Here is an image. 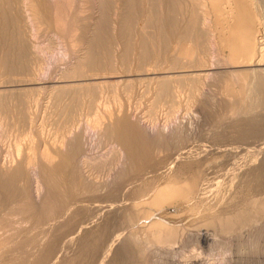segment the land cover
Wrapping results in <instances>:
<instances>
[{"label":"rangeland","instance_id":"374dc122","mask_svg":"<svg viewBox=\"0 0 264 264\" xmlns=\"http://www.w3.org/2000/svg\"><path fill=\"white\" fill-rule=\"evenodd\" d=\"M19 1L30 66L25 72L0 69V93L32 90V100L28 96V122L12 109L0 111V180H10L22 166L16 195L0 184V264H264V0H249L255 59L232 56L223 42L235 0H221L226 20L215 14L213 0H202V27L209 32L198 56L174 51L178 44L170 36L163 54L157 42L156 59L143 65L138 40L155 29L137 12L132 50L124 58L126 45L118 37L128 0ZM141 2L145 13L149 1ZM98 34L108 39L112 56L92 66L86 58ZM15 79L31 82L15 85ZM157 80L172 88V96L156 95L159 102ZM78 84L105 89L93 109L84 95L63 131L52 89ZM119 117L134 142L145 141L140 145L147 149L130 138L142 153H131V143L113 133ZM59 154L72 157L64 176L56 172ZM177 181L184 191L160 200L163 188L173 189Z\"/></svg>","mask_w":264,"mask_h":264},{"label":"bare ground","instance_id":"6f19581e","mask_svg":"<svg viewBox=\"0 0 264 264\" xmlns=\"http://www.w3.org/2000/svg\"><path fill=\"white\" fill-rule=\"evenodd\" d=\"M19 0H0V69H5L7 70L6 72L8 73H11L13 72V70L17 71L16 69H20L19 71H21V69H27V67H29L30 65V60H29V57H28V49H27V44L25 42V38H24V29H23V24H22V17H24L22 14L24 12H20L18 11V8H17V3H18ZM33 1V0H32ZM38 1V0H37ZM106 1V0H105ZM108 1L110 3L111 0H107V3ZM124 1V0H123ZM149 1V8L147 7L148 4L145 6V8L147 7L148 9L145 11V13H143L142 11H140V4L143 2H141V0H128V4H127V12H124L123 14V17H121V24H120V28H121V36L118 37V38H122L124 39V45L125 46V50L127 49V51L125 52V56L124 58L127 57V54H128V57H129V52L130 50H132V48L129 50V44H130V39H131V36L133 34V28H134V24L135 22H137V12H140L141 14H144V15H147L149 19L148 22L150 21V25L151 28H154L155 29V32L150 36L146 34H141V41L138 40L139 42H141V46L139 48H141V52H140V56L138 57L139 59L137 60H140V63H142L141 65L146 64V62H149L148 60L152 58H155L157 57L156 55V52L154 51V48L156 47L155 45H157L156 43L158 42V45H160V48L159 49H162V54H163V49H166L168 48L167 47V44H168V40L171 38L170 36H174L176 38V41L178 44L176 46V50H173L176 51L177 53H180L182 54L183 56L185 55V57H190L193 59V56L194 54L196 55V51H199L198 49L201 48V46H203V40H206L205 39V35H207L206 33H208L207 31L204 30V28L202 27V24L203 23V19H202V16L204 15H201V9L202 8H205V2H203L202 0H147ZM224 1V0H223ZM228 1V0H227ZM226 1V2H227ZM20 2V1H19ZM22 2V1H21ZM20 2V3H21ZM226 2H223V4L225 5ZM235 5H236V10H234V14H233V19L230 20L231 23L228 22L229 25V28H230V35L225 37V40L223 41L232 51V56L234 55H241V54H246L250 57L251 59V54H253L252 51H254V42H253V38H254V35H255V28H254V21H255V15H254V10L252 11L250 5V1L249 0H235ZM106 3V5H107ZM109 3V4H110ZM114 3V2H113ZM143 3H146L143 2ZM148 3V2H147ZM230 3V2H228ZM207 4V3H206ZM209 4V3H208ZM22 5V4H21ZM20 5V6H21ZM37 5V4H36ZM213 5V6H212ZM229 5V4H228ZM231 5V4H230ZM19 6V5H18ZM110 6V5H108ZM211 6L213 7L214 9V12L217 16H219L220 19H224L225 17V20H226V14H227V11L225 10V6L221 5V0H213L212 1V4ZM233 6V5H231ZM230 6V8H231ZM30 7V6H29ZM33 7V6H32ZM125 7V8H126ZM21 8H23L21 6ZM35 8V7H34ZM107 8V6H106ZM207 8V6H206ZM229 8V9H230ZM20 9V8H19ZM33 9V8H32ZM142 9V8H141ZM144 9V8H143ZM232 11H233V7L231 8ZM23 10V9H22ZM29 11V10H28ZM123 11V9H122ZM204 11V9H203ZM22 13V14H21ZM37 13V12H35ZM206 13V12H205ZM210 13V12H208ZM207 13V14H208ZM233 13V12H232ZM231 13V14H232ZM26 14V13H25ZM122 14V13H121ZM185 14L188 16L187 17V20H185ZM230 14V13H229ZM121 16V15H120ZM37 17V16H36ZM182 17H184L183 21L185 22V25L181 26L180 27V21L179 19H181ZM232 17V16H231ZM258 17V16H256ZM107 18V17H106ZM204 18V17H203ZM218 18V17H217ZM218 18V19H219ZM60 19V18H59ZM146 19V20H147ZM228 20V21H229ZM258 20V18L256 19ZM58 21V20H57ZM143 22V21H142ZM109 23V22H108ZM227 24V25H228ZM26 25V24H25ZM107 24H104L102 25L105 26ZM150 25H147L150 27ZM40 26V25H39ZM149 27H146V28H149ZM206 27V26H205ZM104 28V27H103ZM107 28H108V25H107ZM105 29V28H104ZM145 29V28H144ZM136 30V28H135ZM143 30V29H142ZM140 30V31H142ZM153 30V29H152ZM208 30V29H207ZM229 31V30H228ZM98 33L100 31H97ZM111 32V30H110ZM144 32V30H143ZM153 32V31H152ZM136 33V32H134ZM139 33H142V32H138V35ZM104 34V33H103ZM102 34V35H103ZM112 34V33H111ZM137 34V33H136ZM30 35V34H29ZM97 35V34H96ZM107 35V34H106ZM98 36L100 37L101 34H98ZM98 36H95L96 37V40L94 42V39L92 40V47L88 50L89 53H88V57L86 59H88V61L86 60L87 64H91L92 66H95V65H98L100 64V61L103 57V59L105 58H111L112 56V53L110 52V48H112V46L107 42H108V39L106 40L107 42H105V40H103L104 38L102 37L99 38ZM108 36H111L110 34H108ZM170 37V38H169ZM109 38V37H108ZM115 39V38H113ZM113 39H110L111 41H113ZM121 39V40H122ZM137 39V38H136ZM173 39V38H171ZM175 40V39H174ZM256 40V39H255ZM110 41V43H111ZM115 41V40H114ZM114 41L112 43H114ZM173 41V40H172ZM116 42V41H115ZM171 42V41H170ZM111 43V44H112ZM135 43V42H134ZM134 43H132L134 45ZM173 43V42H172ZM223 43V44H224ZM256 43V42H255ZM140 44V43H139ZM138 44V45H139ZM91 45V43H90ZM137 45V46H138ZM170 45V44H169ZM110 46V47H109ZM118 46V45H117ZM116 46V48H117ZM123 47V46H122ZM170 47V46H169ZM114 48V47H113ZM139 48H138V51H139ZM31 49V47H30ZM123 49V48H122ZM134 49V48H133ZM156 49V48H155ZM158 49V47H157ZM102 50V51H101ZM118 50V49H117ZM168 50H171V48H169ZM33 51V50H32ZM87 51V52H88ZM105 51V52H104ZM113 51V50H111ZM123 51V50H122ZM135 51V50H134ZM202 51V50H201ZM257 51V50H256ZM115 52V51H114ZM136 52V51H135ZM161 52V51H160ZM169 54L171 53V51H168ZM206 52V51H205ZM252 52V53H251ZM116 53V52H115ZM122 53V52H121ZM175 53V52H173ZM203 53V52H202ZM256 53V52H254ZM86 54V53H85ZM120 54V53H118ZM138 54V53H137ZM200 54V53H199ZM234 54V55H233ZM263 54V53H262ZM134 55V54H133ZM161 55V54H160ZM167 55V53H166ZM173 55H170L171 58H173ZM179 55V54H178ZM159 56V55H158ZM176 58H178L179 56L174 55ZM182 56V57H183ZM198 56V55H196ZM194 56V57H196ZM231 56V57H232ZM116 57V55H115ZM131 57V56H130ZM136 57V56H135ZM167 57V56H166ZM169 57V56H168ZM184 57V59H186ZM203 57V56H202ZM242 57V56H241ZM244 57V56H243ZM254 57V56H253ZM257 57V56H256ZM201 58V57H200ZM247 60L248 58L245 57ZM244 58V59H245ZM156 59V58H155ZM154 59V60H155ZM162 59V58H161ZM166 59V58H165ZM170 59V58H168ZM175 59V58H173ZM203 59V58H202ZM233 59V57H232ZM235 59H237L235 57ZM245 59V60H246ZM249 59V60H250ZM255 59V57L253 58ZM252 59V61H253ZM127 61V59H123V61ZM150 60V61H151ZM152 60V61H154ZM158 60V59H157ZM156 60V61H157ZM171 60V59H170ZM234 60V59H233ZM238 60V59H237ZM236 60V61H237ZM242 60V59H241ZM248 60V61H249ZM262 60V59H261ZM110 61V60H109ZM172 61V60H171ZM171 61H170V64H171ZM178 61V59H175V62ZM188 61V60H187ZM186 61V63H187ZM190 62L193 61V60H189ZM195 61V60H194ZM197 61V60H196ZM204 61V60H203ZM240 61V60H239ZM102 62V61H101ZM106 62V61H105ZM104 62V63H105ZM108 62V61H107ZM112 62V61H111ZM110 62V63H111ZM129 62V61H128ZM158 62V61H157ZM173 62V61H172ZM183 62V61H182ZM198 62V61H197ZM196 62V63H197ZM241 63L240 64H243L242 61H240ZM246 62V63H245ZM244 63L247 64V61H245ZM33 63H34V60H33ZM32 63V64H33ZM42 63V62H41ZM84 63V62H83ZM103 63V62H102ZM101 63V65H102ZM103 63V64H104ZM139 63V62H138ZM151 63V62H150ZM161 63V62H160ZM163 63V62H162ZM189 63V62H188ZM192 63V62H191ZM196 63L194 62V64L196 65ZM200 63V62H199ZM238 63V62H237ZM250 63V64H249ZM248 64L251 65V64H254L253 62H249ZM107 64V63H106ZM109 64V63H108ZM129 64V63H128ZM149 64V63H148ZM239 64V65H240ZM247 64V65H248ZM262 64V63H261ZM29 65V66H28ZM176 65V64H175ZM173 65V66H175ZM183 64H181L182 66ZM191 65V64H190ZM200 65V64H199ZM239 65H237L239 67ZM255 65V64H254ZM140 66V65H139ZM147 66V65H146ZM145 66V67H146ZM154 66V65H153ZM162 66V65H161ZM178 66V65H177ZM184 66V65H183ZM189 66V65H188ZM198 66V65H197ZM236 66V65H235ZM245 66V65H243ZM103 67V66H101ZM144 67V66H143ZM172 67V66H171ZM176 67V66H175ZM186 67V66H185ZM193 67V65H192ZM31 68V67H30ZM109 68V67H108ZM124 68V67H123ZM127 68V67H126ZM140 68V67H139ZM138 68V69H139ZM158 68V67H157ZM178 68V67H177ZM183 68V67H182ZM189 68V67H188ZM197 68H200V67H197ZM25 69V70H26ZM107 69V68H106ZM145 69V68H144ZM162 69V68H161ZM173 69V68H172ZM184 69V68H183ZM190 69V68H189ZM247 69V68H246ZM253 69V68H251ZM4 70V71H5ZM11 70V71H10ZM22 70V71H23ZM24 70V72H25ZM34 70V69H33ZM131 70V69H130ZM142 70V69H141ZM147 70V69H146ZM153 70V69H152ZM157 70V69H155ZM168 70V69H167ZM171 70V69H170ZM176 70V69H175ZM180 71L182 69H179ZM178 70V71H179ZM1 71V70H0ZM3 71V73H4ZM137 71V70H136ZM174 71V70H173ZM193 71V70H192ZM5 72V73H6ZM29 72V70H28ZM142 72V71H141ZM149 72V71H148ZM155 72V71H154ZM1 73V74H3ZM27 73V72H26ZM34 73V72H33ZM153 73V72H152ZM160 73V72H159ZM182 73V72H181ZM23 74V73H22ZM149 74V73H148ZM151 74V72H150ZM5 75V74H4ZM136 75V74H135ZM181 75V74H180ZM32 76V75H31ZM178 76V75H176ZM184 76V75H183ZM7 77V76H6ZM22 77V76H21ZM25 77V76H23ZM27 77V76H26ZM30 77V76H29ZM65 77V76H64ZM83 77V76H82ZM89 77V76H88ZM145 77V76H144ZM180 77V76H179ZM189 77V75H188ZM15 78V77H14ZM67 78V77H66ZM94 78V77H93ZM154 78V77H153ZM156 78V77H155ZM167 78V77H166ZM170 78V77H169ZM174 78V77H173ZM177 78V77H176ZM176 78H175V81H176ZM182 78V77H180ZM179 78V79H180ZM187 78V77H186ZM199 78V77H197ZM140 79V78H139ZM168 79V78H167ZM185 79V78H184ZM191 79V78H189ZM196 79V78H195ZM247 79V78H246ZM16 80V79H15ZM27 80V79H26ZM26 80H16V81H12L17 84H24ZM161 80V79H160ZM158 81L157 82V86H158V92L156 95H158V98L159 100L160 97H169L170 94H171V89L170 88V83H167L166 81ZM163 80V79H162ZM28 82H31L29 80H27ZM130 81V80H129ZM139 81V80H138ZM144 81V80H142ZM182 81V80H181ZM184 81V80H183ZM187 81V80H186ZM189 81V80H188ZM199 81V80H198ZM197 81V82H198ZM8 82V81H7ZM150 82V81H149ZM170 82V81H169ZM192 82V80H191ZM37 83V82H36ZM133 83V82H132ZM144 83V82H143ZM182 83V82H181ZM184 83V82H183ZM195 83V82H194ZM199 83V82H198ZM5 84V83H3ZM27 84V83H25ZM30 84V83H29ZM75 84V83H74ZM82 84V83H81ZM92 84V83H91ZM107 84V83H106ZM139 84V82H138ZM179 84V83H178ZM2 85V84H1ZM16 85V84H15ZM79 85V84H78ZM98 85V84H97ZM102 85V83H101ZM155 85V84H154ZM190 85V84H189ZM192 85V84H191ZM58 86V85H57ZM63 86V85H62ZM104 86V85H103ZM109 86V85H108ZM133 86V85H132ZM130 86V87H132ZM68 85H64V87H59V88H55L54 87V90L52 89L53 91V97L52 99H54L56 103L52 102L53 104H55L54 106H56L57 108V111H55L54 109V112H57V116L59 117L60 119V126L61 127V124L62 126L64 127L65 125V128L67 127L66 124L69 123V122H72L73 119L75 118L74 115L76 114V110H78L80 108V106H82V98H84L85 96L84 95H87V97H91L89 99V103L87 104V106H89V108H92L94 107V103L98 105V101H100L97 97V95H102V91H104V89H102V87L100 88V86H96L95 84L93 85H89V86H84V84L81 86H70L68 88ZM112 87H114L112 85ZM111 87V89H112ZM126 89H129L131 90L130 88H128V86L126 85ZM180 87V86H179ZM190 87V86H189ZM21 88V87H20ZM36 88V87H35ZM110 88V87H108ZM115 88V87H114ZM185 88V87H184ZM183 88V89H184ZM9 89V88H8ZM12 89V88H11ZM10 89V90H11ZM15 89V88H14ZM19 89V87H18ZM30 89V88H29ZM116 89V88H115ZM178 89V88H177ZM193 89V88H192ZM3 90V89H2ZM1 90V91H2ZM23 89H21L20 91H16L15 93L13 92H2L0 93V111L2 112H5V115H7L6 113L9 112V113H12L10 111L14 110V112L16 111L17 112V115H18V118L20 119V122L22 123L23 122H28V119H27V104H28V100H29V92H26V91H22ZM28 90V89H27ZM37 90H39L37 88ZM36 90V91H37ZM175 90V89H174ZM190 90V89H189ZM12 91V90H11ZM14 91V90H13ZM51 91V90H50ZM51 91V92H52ZM110 91V90H109ZM118 91V90H117ZM145 91H148L147 89ZM185 91V90H184ZM38 92V91H37ZM102 92V93H101ZM127 92H130L127 90ZM108 93V92H107ZM106 93V95H107ZM116 93V91H115ZM114 93V94H115ZM132 93V92H131ZM144 93V92H143ZM172 93L173 90H172ZM113 94V92H112ZM114 94L112 95V97L114 96ZM52 95V93L50 94ZM49 95V96H50ZM151 95V94H149ZM148 95V96H149ZM29 96V97H28ZM123 96V95H122ZM128 96V95H127ZM172 96V94H171ZM176 96V95H175ZM102 97V96H100ZM115 99H116V95L114 96ZM113 97V98H114ZM150 97V96H149ZM190 97V96H189ZM95 98L98 100H95ZM142 98V97H141ZM155 98V97H154ZM31 99V97H30ZM36 99V98H35ZM109 99V98H107ZM119 99V98H118ZM156 99H157V96H156ZM190 99V98H189ZM32 100V99H31ZM113 100V99H112ZM117 100V99H116ZM143 100V99H142ZM155 100V99H154ZM163 100V99H162ZM36 101V100H35ZM49 101V100H48ZM86 101V100H85ZM95 101V102H94ZM119 101V100H118ZM158 101V99L156 100ZM31 102V101H30ZM30 102H29V105H30ZM106 102V101H105ZM139 102V101H138ZM154 102V101H153ZM153 102H151L153 104ZM159 102V101H158ZM158 102H154L155 104L153 105H156L158 104ZM161 102V101H160ZM165 102V101H164ZM167 102V101H166ZM150 103V104H151ZM33 104V103H32ZM31 104V106H32ZM37 104V103H36ZM49 104V103H48ZM151 104V106H152ZM130 105V104H129ZM161 105V103H160ZM167 105V104H166ZM177 105V103H176ZM37 106V105H36ZM49 106V105H48ZM53 106V108H55ZM102 106V105H101ZM111 106V105H110ZM30 107V106H29ZM109 107V106H108ZM155 107V106H153ZM174 107V106H173ZM176 107V106H175ZM31 108V107H30ZM96 108V107H95ZM94 108V109H95ZM99 108V107H98ZM12 109V110H11ZM32 109V108H31ZM47 109V108H46ZM49 109V108H48ZM52 109V107H51ZM50 109V110H51ZM81 109V108H80ZM111 109V108H110ZM114 109V108H113ZM120 110V109H119ZM101 111V110H100ZM109 111V110H108ZM152 111V110H151ZM30 112V111H29ZM28 112V114H30ZM53 112V111H52ZM107 112V111H106ZM46 113V112H45ZM102 114V112H100ZM3 114V113H2ZM51 114V112H50ZM96 114V113H95ZM100 114V115H101ZM106 114V113H105ZM111 114V113H110ZM109 114V115H110ZM1 115V113H0ZM10 115V114H9ZM12 115V114H11ZM10 115V116H11ZM36 115V114H35ZM49 115V114H48ZM107 115V114H106ZM30 116V115H29ZM32 116V115H31ZM126 116V115H125ZM5 117V116H4ZM9 117V116H8ZM16 117V116H15ZM57 117V118H58ZM78 117V116H76ZM81 117V116H80ZM122 117V116H121ZM3 118V117H2ZM29 118V117H28ZM51 118V117H50ZM56 118V117H55ZM107 118V116H106ZM17 119V117H16ZM32 119V118H31ZM89 119V118H88ZM103 119H104V116H103ZM114 119V118H113ZM3 120V119H2ZM18 120V119H17ZM51 120V119H50ZM57 120V119H56ZM55 120V121H56ZM98 120V119H97ZM125 120V119H124ZM123 119H119L116 118V120L114 122V127L112 128V131L113 133H115L119 138H121L123 140V142H125L126 144H130L131 143V146H132V142H130V140L133 138L132 137H129V133L128 132V126L127 124L125 123ZM13 121V120H11ZM19 121V120H18ZM30 121V119H29ZM47 121V120H46ZM49 121V120H48ZM76 121V120H75ZM83 121V120H82ZM107 121V120H106ZM4 122V121H3ZM104 122V121H103ZM110 122V121H109ZM131 122V121H130ZM7 123V122H6ZM9 123V122H8ZM20 123V124H21ZM73 123V122H72ZM12 124V123H11ZM25 124V123H24ZM27 124V123H26ZM6 125V124H5ZM59 125V123H58ZM70 125V123L68 124ZM131 125V124H130ZM19 126V125H18ZM30 126V125H28ZM35 126V125H34ZM49 127V126H48ZM57 127V125H56ZM61 127V128H63ZM69 127V126H68ZM130 127V126H129ZM26 128V127H25ZM31 128V126H30ZM61 128H58L59 130H61ZM22 129V128H21ZM54 129V128H53ZM69 129V128H68ZM63 131L64 128L62 129ZM27 131V130H26ZM110 130V132H112ZM131 132V131H130ZM58 133V132H57ZM26 134V133H25ZM111 134V133H110ZM132 135V134H131ZM21 136V135H20ZM30 136V135H29ZM136 137V136H135ZM135 137L133 138V142H134V139ZM142 137V136H141ZM131 138V139H130ZM26 139V138H25ZM147 139V138H146ZM136 140V139H135ZM132 141V140H131ZM139 141V139H138ZM141 141V140H140ZM154 142V141H153ZM152 142V143H153ZM29 143V142H28ZM54 143V142H53ZM134 143H139L137 146L140 145L141 142H134ZM133 143V145L135 146V144ZM145 143V141H144ZM143 142L141 144H144ZM32 146V145H31ZM128 146V145H127ZM141 148H143V146L145 145H140ZM139 146V148H140ZM150 146V145H149ZM55 147V146H54ZM126 147V146H125ZM129 147V146H128ZM127 147V149H128ZM133 147V146H132ZM147 146H145L146 148ZM26 148V147H25ZM56 148V147H55ZM71 148V147H70ZM131 148V147H130ZM129 148V149H130ZM150 148V147H149ZM72 149V148H71ZM135 148L133 147V150L130 149L131 153L132 151H134L135 153L133 154H136L137 151H140L142 153V149L141 150H137V147L135 150ZM144 149V148H143ZM147 149V148H146ZM20 150V149H19ZM27 150V149H26ZM77 150V149H76ZM75 150V151H76ZM59 151V150H58ZM57 151V152H58ZM146 151V153L144 155H148V152L147 150H144ZM143 151V153H144ZM24 152V151H23ZM153 152V151H152ZM25 153V152H24ZM30 153V152H29ZM74 153V152H73ZM27 154V153H25ZM138 154V153H137ZM140 154V153H139ZM138 154V155H139ZM29 155V154H28ZM62 156H60L59 154V157L60 158V162L58 163V166L56 167V172H58L59 174H64L66 172V174L68 173V170H69V167H70V164H71V161H72V157H69V156H65L63 154H61ZM72 155V153L70 154ZM132 155V154H131ZM137 155V157H138ZM144 155L142 156L144 158ZM26 156V155H25ZM30 156V155H29ZM135 157V156H134ZM136 157V158H137ZM139 159L141 158L138 157ZM147 158V157H146ZM149 159V158H148ZM138 161V160H137ZM18 166V165H17ZM20 166V165H19ZM72 166V164H71ZM25 167V166H24ZM23 167V168H24ZM55 167V166H54ZM18 168V167H17ZM20 168H22V166H20ZM18 168L17 170L13 171L15 172L13 174V176L11 177L10 180H4V182L2 180H0V184L7 187L8 189H10L12 191V193L14 191H16V187H15V181L17 180V178H19V176L21 175V170ZM73 168V167H72ZM15 169V168H14ZM72 170V169H71ZM12 171V170H11ZM55 171V170H53ZM65 174V176H66ZM64 176V175H63ZM68 177V176H67ZM22 178V177H20ZM176 183V186H174L175 188L173 189H167L166 186L165 188V191H161L159 193V198L160 200L162 199H165L167 198L168 196H171V195H175L176 193H180V192H183L181 187L179 188H176L178 187V185H180V183L178 184V181L175 182ZM17 185V184H16ZM174 185V184H173ZM182 185V183H181ZM180 185V186H181ZM172 186V184H171ZM161 190V189H160ZM15 194V193H13ZM17 194V193H16ZM15 194V195H16ZM181 194V193H180ZM182 196V195H181ZM158 198V199H159ZM220 220V219H219ZM229 223H226L224 224V226H227ZM229 226V225H228ZM227 226V227H228Z\"/></svg>","mask_w":264,"mask_h":264}]
</instances>
